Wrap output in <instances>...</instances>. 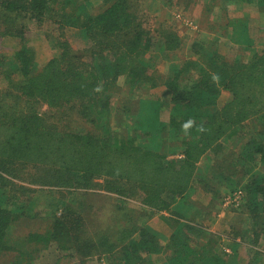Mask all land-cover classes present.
I'll return each mask as SVG.
<instances>
[{
    "label": "trees",
    "instance_id": "1",
    "mask_svg": "<svg viewBox=\"0 0 264 264\" xmlns=\"http://www.w3.org/2000/svg\"><path fill=\"white\" fill-rule=\"evenodd\" d=\"M210 1L223 16L247 0ZM136 9L137 0H0V264H34L50 243L69 264H264L258 251L229 261L224 230L203 223L240 190L244 201L231 204L241 231L228 226L226 247L264 242V174L252 172L264 167V49L246 47L244 58L227 61L194 44L195 59H175L165 76L154 59L171 60L180 39L151 31ZM245 25L227 21L232 42L251 43ZM67 30L80 48L63 37ZM38 37L50 58L37 55ZM158 87L161 97L141 95ZM222 92L228 99L218 105ZM134 106L149 112L120 135L116 115ZM189 119L206 131L185 135ZM146 120L153 125L143 127ZM238 168H246L241 177ZM37 192L61 199L32 201ZM103 195L116 203L99 219L101 209L83 207ZM154 216L170 229L164 244L148 225Z\"/></svg>",
    "mask_w": 264,
    "mask_h": 264
},
{
    "label": "rangeland",
    "instance_id": "2",
    "mask_svg": "<svg viewBox=\"0 0 264 264\" xmlns=\"http://www.w3.org/2000/svg\"><path fill=\"white\" fill-rule=\"evenodd\" d=\"M178 2H183V1L182 0L179 1L178 0H137L136 12L138 16L142 17L143 23H146L143 25H145L146 27L151 26V31H154L155 28L161 30L162 32L172 30V32L176 33L180 39V46H179L180 49L177 52L173 51L171 60L169 59L166 60L167 58L163 60L159 58L154 59L153 63L155 64V68L161 73L165 74V76H167L170 73L169 66L173 63L172 61H175V59L183 60L186 57H189L192 60L195 59L194 55L197 54L192 53V51H190L192 45L194 44H201L203 45V48H205L206 50H208L209 48L213 50H217L218 54L224 57L227 61H232L236 57L244 58L245 54L248 53V51L244 50L246 47L253 49L255 51H260L264 49V2H261L260 4L258 3L256 4L254 0H247L243 3L231 2L233 4L226 6L225 8L226 15L223 16L222 13L218 11V8H213L214 5L210 0H193L192 2L189 3L188 6L184 2L183 3H178ZM91 4L94 6L93 8H91V10H94L97 7L96 2L92 1ZM229 19L246 20L245 26L247 28V33L245 36L249 38L251 42L250 44H248L244 36H243V43L240 44L234 43L232 42V40H230L231 28L227 27V21H229ZM46 31L47 30H43L42 28L34 31L33 35H36V33L46 34L47 33ZM48 31H49L48 35H51L53 38L56 37L55 28L49 29ZM63 37L66 38L68 42H72V46L74 48H80V46L77 44V41H80L78 38L79 36L76 38L72 30L65 31ZM41 40H43V38H39L36 42L33 43L34 49L36 50L37 55L39 57L46 56L50 58L51 51L45 47L44 42L41 43ZM156 41L157 40H154L153 42L154 44L151 49V52H155L157 47L159 46V44ZM48 54L49 56H47ZM204 65L205 62H203V66ZM162 92H163V88L158 87V88H152L147 92H142L141 95H144L145 99L152 100L156 97H161ZM227 99H228V94L222 92L221 96L218 99V105L225 103ZM136 108H138V106H134L133 110L131 111V113H128L127 117L116 115L117 119H121V120L119 123L115 124L117 129L115 126L114 129L120 132V135L121 134L126 135L125 133L132 132L131 129L136 124L138 125L140 124V123H135L137 121L136 118H140L144 115H147L149 112L147 108L142 109V113H144L142 115L141 111L136 112L135 110ZM162 116L167 117V114H165L163 111L161 115V119ZM141 123L143 127L146 128L153 125L152 123H150L149 120L143 121ZM231 145L232 144L230 143L227 145L228 150L232 149L233 151H236V148L233 145L232 146ZM227 154L228 151H224L223 157H227ZM238 169H239L238 177H241L242 170H245L246 168H238ZM252 172H255V175L258 174L259 172L264 174V167L253 168ZM247 177L248 174L244 175V177L240 182L241 185L244 183V181L247 180L246 179ZM36 196L38 199H40L42 203L45 202L47 199H48L47 202H49V200L55 201L61 199V195L59 193L54 192L50 195L45 192L42 193L37 192L34 195H31L33 199L32 201L36 199ZM231 197L230 195L225 197V201L223 202V204L220 203V205L217 206L219 211L216 208L215 210L213 208L210 209V212L212 211L210 214V218H208L210 220H205L203 222L204 226L207 228L208 231L213 233L214 232L220 233L222 230H224V234H223L224 249L222 252L226 255V258L229 261L235 263L236 258L237 260H241L242 257L253 256L255 251L260 252V254H262V257L264 258V253L262 251L264 249L263 241H261L257 246L247 245L246 247L244 245L245 247H241L238 249L237 247L235 249L231 246L226 247L227 244L229 243L228 241H225V238L228 237V233H229L228 226L233 225L235 222L234 219L235 217H232L235 215V213H233L232 207L237 204L240 205L244 201V197L242 193H240V190L239 192L237 191L236 193H234V198ZM65 198L62 197V199ZM232 200H236L235 202H233L234 204L233 206L231 204ZM206 201H208L207 198L202 203ZM92 202L93 203L88 201L87 206L86 207L84 206L83 208L87 212L89 211L88 208H90L91 211L94 206L101 209L99 219H102V217L104 216V210L107 209V207H109L108 205H110L111 203H116L115 200L112 201L107 195H103L102 197H100L98 203L97 200ZM83 205H86L85 202ZM138 205L135 203L127 204L128 207L135 210H138L137 209ZM203 205H206V203ZM91 206L93 207L91 208ZM195 213L197 212H194V214ZM96 214L97 213L95 211V215ZM160 215L165 216L166 213ZM243 219L244 218H242V220ZM236 223L237 226L235 224L233 226L236 227V229H238L239 231H241V229L239 228L240 222L237 221ZM148 225L154 228L156 231H158V234H160L163 237V240L162 239L160 240L161 244L166 243L170 234V229L168 226L165 225V223L160 219V217L154 216L151 220H149ZM14 230L17 231L18 228ZM18 231L20 232V230ZM236 249L238 252L236 251ZM61 255L62 254L59 251H57L54 243H50L40 252L35 254L36 258L33 263L56 264L59 261V264H69V262H67L66 260L61 259ZM248 260L249 259H247L246 257L245 264L248 263ZM85 264H107V263L104 258L103 260L92 258L86 261Z\"/></svg>",
    "mask_w": 264,
    "mask_h": 264
},
{
    "label": "clouds",
    "instance_id": "3",
    "mask_svg": "<svg viewBox=\"0 0 264 264\" xmlns=\"http://www.w3.org/2000/svg\"><path fill=\"white\" fill-rule=\"evenodd\" d=\"M214 80H218V76H213ZM100 89H96V91H99ZM196 127V130L198 132H204L206 129L203 127V125H196L194 120H187L182 124L181 130L185 133V135H188L193 127Z\"/></svg>",
    "mask_w": 264,
    "mask_h": 264
}]
</instances>
